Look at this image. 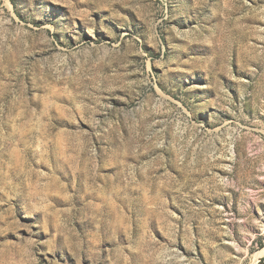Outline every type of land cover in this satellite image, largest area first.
Listing matches in <instances>:
<instances>
[{
  "label": "rangeland",
  "instance_id": "rangeland-1",
  "mask_svg": "<svg viewBox=\"0 0 264 264\" xmlns=\"http://www.w3.org/2000/svg\"><path fill=\"white\" fill-rule=\"evenodd\" d=\"M0 264H264V0H0Z\"/></svg>",
  "mask_w": 264,
  "mask_h": 264
}]
</instances>
